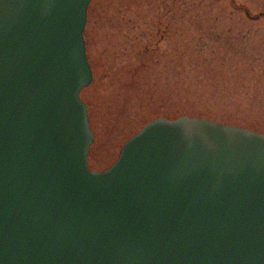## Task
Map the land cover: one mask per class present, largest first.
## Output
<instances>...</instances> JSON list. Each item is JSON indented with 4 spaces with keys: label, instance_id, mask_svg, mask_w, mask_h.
Listing matches in <instances>:
<instances>
[{
    "label": "water",
    "instance_id": "1",
    "mask_svg": "<svg viewBox=\"0 0 264 264\" xmlns=\"http://www.w3.org/2000/svg\"><path fill=\"white\" fill-rule=\"evenodd\" d=\"M90 2L0 0V264H264V133L158 117L90 168Z\"/></svg>",
    "mask_w": 264,
    "mask_h": 264
},
{
    "label": "rangeland",
    "instance_id": "2",
    "mask_svg": "<svg viewBox=\"0 0 264 264\" xmlns=\"http://www.w3.org/2000/svg\"><path fill=\"white\" fill-rule=\"evenodd\" d=\"M231 0H91L93 78L80 92L94 134L91 169L158 117H199L264 133V17ZM253 14L264 0H236Z\"/></svg>",
    "mask_w": 264,
    "mask_h": 264
},
{
    "label": "trees",
    "instance_id": "3",
    "mask_svg": "<svg viewBox=\"0 0 264 264\" xmlns=\"http://www.w3.org/2000/svg\"><path fill=\"white\" fill-rule=\"evenodd\" d=\"M230 3H231V6H233V8H235L236 10H239V11H243V9L249 10L245 5H243V4H237L236 0H231ZM250 13H251V11H250ZM251 14L253 16L262 15L261 18L264 17V12H259L258 14H253V13H251Z\"/></svg>",
    "mask_w": 264,
    "mask_h": 264
}]
</instances>
